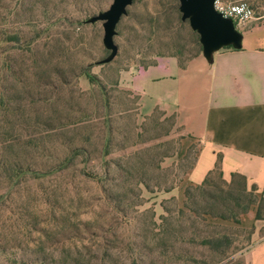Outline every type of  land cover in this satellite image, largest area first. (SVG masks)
<instances>
[{
	"label": "rangeland",
	"instance_id": "1",
	"mask_svg": "<svg viewBox=\"0 0 264 264\" xmlns=\"http://www.w3.org/2000/svg\"><path fill=\"white\" fill-rule=\"evenodd\" d=\"M247 1L252 5L253 0ZM112 2L0 0V33L8 28L28 38L36 32L41 35L32 52L21 55L14 51L8 77L0 76V92L13 93L20 99L15 101L16 108L20 102L23 107L22 113L14 117L23 115V119L9 122L0 131L20 134L25 141L31 128L22 127L20 121L26 117L33 122L36 115L58 127L40 143V148L15 146L12 160L36 164L33 168L49 167L65 154L64 143L75 137L78 144L89 134L91 144L87 146L92 154L86 170L103 174L101 152L106 130L101 119L105 109L98 86L79 75L89 63H93L91 72L107 86L114 119L112 153L107 158L113 165L108 179L100 185L81 177L79 169L84 164L78 163L76 173L66 176L58 174L40 181L27 178L0 202V264H133V254L138 264H196L177 259L179 253L185 258L211 260L208 250L185 241L194 231L202 237L214 231L232 234L236 248L216 264H248L247 252L264 240V219L255 218L251 227L212 218L208 219L212 226L179 223L175 218L166 225L160 221L161 214L173 216L184 205V191L172 188L177 183L181 186L184 182V187L190 184L185 177L196 162L201 143L186 138L173 114L156 108L145 113L141 96L125 83L131 85L133 79L127 72L133 70L136 74L152 61L175 52L165 44L171 36L180 34L187 40L191 37L186 28L169 32L163 25L162 13L170 1L138 0L117 25V56L107 65H97L105 55L104 28L102 21L87 20L109 9ZM151 17L153 21L158 17L155 36H150ZM173 17L177 21L176 13ZM195 51V46L187 42L185 57ZM47 56L51 62L42 66L41 60ZM2 58L0 55V69ZM35 59L39 60L37 69L33 68ZM38 72L41 74L37 76ZM80 119L85 122L74 129L71 125ZM133 152H137L131 161L134 167L129 168L128 156ZM1 153L0 150V160ZM2 167L0 163V194L6 187ZM255 194L258 200L264 197V191ZM257 208V204L252 206L241 218L247 214L250 223L247 216ZM64 217L69 220L67 228L61 225ZM165 227L171 232L166 236ZM253 228L248 240L247 231ZM163 236L166 239L161 240ZM105 245L109 247L107 253ZM129 245L134 247V253Z\"/></svg>",
	"mask_w": 264,
	"mask_h": 264
},
{
	"label": "crops",
	"instance_id": "2",
	"mask_svg": "<svg viewBox=\"0 0 264 264\" xmlns=\"http://www.w3.org/2000/svg\"><path fill=\"white\" fill-rule=\"evenodd\" d=\"M252 5L255 17L236 23L242 48H223L211 62L200 53L184 67L176 57H161L136 74L127 72L131 85L123 78L141 96L145 113L160 108L175 115L186 138L201 143L186 183L200 184L221 154L226 180L240 173L249 188L264 191V0ZM178 187L183 192L186 186ZM255 212L247 216L250 223L243 216L242 224L251 227ZM246 257L248 264H264V240Z\"/></svg>",
	"mask_w": 264,
	"mask_h": 264
},
{
	"label": "trees",
	"instance_id": "3",
	"mask_svg": "<svg viewBox=\"0 0 264 264\" xmlns=\"http://www.w3.org/2000/svg\"><path fill=\"white\" fill-rule=\"evenodd\" d=\"M136 1L138 0H135L134 3ZM159 1L161 3L170 1V5L162 13L164 14L163 25L166 27V29L169 32H172L175 29L179 32L182 31L183 28H186L189 31L191 40L182 38V35L178 34L171 36L170 41H166L165 43L167 47H172L175 51L169 56L176 57L180 65L184 67L188 60L202 53V45L200 43L199 34L196 31L192 30L188 20H182V13L179 9V0ZM175 13L178 16L177 21L173 20V16ZM150 21L153 23L150 36H155L157 35L159 30L158 17L154 19V21L151 17ZM80 23H83V21H80ZM1 33L0 55H2L3 57V66L0 69V76H3L4 79L6 78V76L8 77L9 72L12 69V60L10 58L12 57V54L15 53L14 51H16V53H22L21 55L26 52H32L37 45V42L39 41L41 35L39 34V32H36L34 36L28 38L23 36L20 31H12L8 28H3L1 30ZM187 42L192 43L196 48V51L189 57H185ZM226 48L233 47L229 46ZM102 49L105 53L104 57H102L103 60V58L105 59L110 54V51L106 49L104 45L102 46ZM101 61H99L97 65H107V63H101ZM50 62V56H47V58H43L41 60L42 66H47ZM156 62V60L152 61V63L145 65L144 68L154 65ZM38 64L39 60L35 59L33 61V68L37 69ZM92 64L89 63L83 66L79 75H85L91 83H94L98 86L102 98V106L105 109L104 115L101 119L106 130L104 144L101 152L103 158V174H93L86 170L85 164L92 154L91 150L87 146L91 144V136L89 134H85L83 139H79L80 143L78 144H76L77 142L73 140L75 137L71 138L72 141L70 143H64L62 146L65 154L61 157V160H58L54 165H51L49 167L33 168V166L37 165L30 164V162H18L15 160L13 161L11 152L14 150L15 146L20 144L24 145L25 147H34V149L40 148V143L46 137H50L49 135L51 134V131H53L54 128L58 129V127H53V123L49 119H43L40 115H36L33 122L27 121L29 118L24 117V120L20 121L21 124L23 122L22 127L24 126L27 127L26 129H32V132H30V129L26 133L25 141L22 139V136L20 134H12L10 132H7L6 129L3 130V132L0 131V150L2 152L0 163L3 166L1 169H3V177L6 184L5 191L0 194V202L3 201L6 196H9L12 190L20 185V183L25 179L31 178L32 180L40 181L47 177L58 174H61V176H66L69 172L72 171L73 173H76L78 163L84 164V166H81L79 169V174L81 177L87 178L88 180H93L98 185H100V183H102L104 179H108L113 165L112 161L107 160V158L112 153L111 146L114 134V131L112 130V124L114 119L111 112V98L108 95L107 86L105 83L99 80L96 74H93L91 72ZM39 74H41V72H38L36 75L38 76ZM18 100L20 101L19 98L16 99L13 96V93L10 94V92L6 91L0 92V127H7L9 122H15V120L19 121L23 119V115L21 117L19 116L18 119H14L15 115L17 113H22L23 109L21 102L16 108L15 103ZM173 119L174 122L177 123L175 115H173ZM25 122L29 125V127L28 125H24ZM84 122L85 119H80L77 120V123L75 122L76 124H72L71 126L76 129L80 127V123ZM61 126L69 127L70 125L61 123ZM136 154L137 152H133L128 156L129 164L131 165L129 168L134 167L131 161ZM222 159V155L219 154L214 168L208 172V174L200 184L190 183L186 186V188L184 189V205L182 207H179L176 210V214L173 216L161 214L160 221L163 223V225L168 224L170 219L174 218L179 223L190 221L193 225L204 223L208 226H212L211 222L208 221L209 218L218 220H231L235 224L239 225L241 223L242 215H244L252 206L256 204L258 205V208L255 218L257 220L264 219V197H261L258 200L255 194L257 190L256 186L253 185L252 188H249L247 178L240 173H232L230 180H226L224 178L222 170ZM117 166H120V164H117ZM141 183L142 181L138 182L139 185ZM178 186L179 184L177 183L176 185H173L172 189ZM66 218L67 217H64V220L61 222V225H63L65 228H67L66 225L69 221L68 218ZM247 232L248 240H251V236L254 233V228L249 229ZM170 233L171 232L168 228H163V234L165 236ZM197 234L199 233L197 231H194V234L186 238L185 241L208 250L211 256V260L197 259L191 256L185 258V256H183L181 253L177 255V259L183 261L191 260L196 264H216L220 261L221 258H225L233 249L236 248L233 246L235 243L234 236L228 232L214 231L203 237ZM165 236L161 237L160 239H166ZM128 249L132 253H134L135 251L132 245H129ZM162 249L163 250L160 251V254L163 256L165 254V251L164 248ZM103 250L105 253H107L109 251V247L105 245L103 247ZM132 259L133 264H138L137 258L134 254L132 256Z\"/></svg>",
	"mask_w": 264,
	"mask_h": 264
},
{
	"label": "water",
	"instance_id": "4",
	"mask_svg": "<svg viewBox=\"0 0 264 264\" xmlns=\"http://www.w3.org/2000/svg\"><path fill=\"white\" fill-rule=\"evenodd\" d=\"M135 0H113L109 9L91 16L87 22L102 21L104 28L103 45L110 54L101 63L111 62L118 53L114 37L121 18L128 13V7ZM216 0H179L182 20H188L192 30L200 37L202 53L211 62L214 53L226 48H242L243 34L237 28L232 18L223 16L215 8Z\"/></svg>",
	"mask_w": 264,
	"mask_h": 264
},
{
	"label": "built area",
	"instance_id": "5",
	"mask_svg": "<svg viewBox=\"0 0 264 264\" xmlns=\"http://www.w3.org/2000/svg\"><path fill=\"white\" fill-rule=\"evenodd\" d=\"M215 8L223 16L232 18L235 23H243L252 20L255 12L247 0H236L224 2L223 0L215 1Z\"/></svg>",
	"mask_w": 264,
	"mask_h": 264
}]
</instances>
